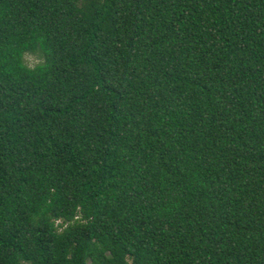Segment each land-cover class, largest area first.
Wrapping results in <instances>:
<instances>
[{
  "label": "trees",
  "instance_id": "16d2710c",
  "mask_svg": "<svg viewBox=\"0 0 264 264\" xmlns=\"http://www.w3.org/2000/svg\"><path fill=\"white\" fill-rule=\"evenodd\" d=\"M0 264H264V0H0Z\"/></svg>",
  "mask_w": 264,
  "mask_h": 264
},
{
  "label": "rangeland",
  "instance_id": "374dc122",
  "mask_svg": "<svg viewBox=\"0 0 264 264\" xmlns=\"http://www.w3.org/2000/svg\"><path fill=\"white\" fill-rule=\"evenodd\" d=\"M26 61H27V63H28L31 67H34V66H36L37 64L40 63L39 58H37V57H33V56H30V55H28V56L26 57Z\"/></svg>",
  "mask_w": 264,
  "mask_h": 264
}]
</instances>
